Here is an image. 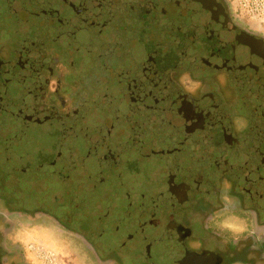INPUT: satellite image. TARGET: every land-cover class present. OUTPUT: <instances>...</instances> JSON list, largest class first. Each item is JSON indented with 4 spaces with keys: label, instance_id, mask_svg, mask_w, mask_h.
Returning <instances> with one entry per match:
<instances>
[{
    "label": "flooded vegetation",
    "instance_id": "1",
    "mask_svg": "<svg viewBox=\"0 0 264 264\" xmlns=\"http://www.w3.org/2000/svg\"><path fill=\"white\" fill-rule=\"evenodd\" d=\"M226 183L264 227V39L224 0H0V264H38L36 246L57 264H264V240L205 228Z\"/></svg>",
    "mask_w": 264,
    "mask_h": 264
},
{
    "label": "clouds",
    "instance_id": "2",
    "mask_svg": "<svg viewBox=\"0 0 264 264\" xmlns=\"http://www.w3.org/2000/svg\"><path fill=\"white\" fill-rule=\"evenodd\" d=\"M224 2L228 6L233 23L249 34L264 39V0H224ZM179 84L186 93L192 95L202 87L201 81L194 79L189 72L181 74ZM234 123L238 131H243L248 126V121L243 116L234 117ZM230 188L231 185L226 183L221 195L225 208L213 213L205 223V228H216L221 232H227L229 237L225 238V242H228L229 238L232 241H239L248 237H253L257 241L264 240V227L257 224L255 213L246 212L242 215L239 211L240 202L230 195ZM0 210L7 211L2 201H0ZM8 238L14 243L24 242L19 233ZM27 259L31 260V255Z\"/></svg>",
    "mask_w": 264,
    "mask_h": 264
},
{
    "label": "built area",
    "instance_id": "3",
    "mask_svg": "<svg viewBox=\"0 0 264 264\" xmlns=\"http://www.w3.org/2000/svg\"><path fill=\"white\" fill-rule=\"evenodd\" d=\"M32 250L43 264H57V256L52 250L42 246H36Z\"/></svg>",
    "mask_w": 264,
    "mask_h": 264
},
{
    "label": "rangeland",
    "instance_id": "4",
    "mask_svg": "<svg viewBox=\"0 0 264 264\" xmlns=\"http://www.w3.org/2000/svg\"><path fill=\"white\" fill-rule=\"evenodd\" d=\"M16 232L17 231H12L9 235H8V237L10 236V235H12V236H14V235H16ZM42 236H44L45 237V239L46 240H49L51 243V246H53V248H56L57 249V247L58 246H62V242L64 243V236H61V235H54V237L56 238V239H54L51 235H48V234H46V233H42ZM57 239H60V240H57ZM11 240V239H10ZM38 242H42V243H46L45 241H42V240H40V241H38ZM72 244H74V243H72ZM76 245V243L74 244V246ZM23 246V244L21 245V247ZM77 246V245H76ZM33 256V260L34 261H37V263L38 264H41V262L40 261H38L37 259H36V257L34 256V254H32Z\"/></svg>",
    "mask_w": 264,
    "mask_h": 264
}]
</instances>
